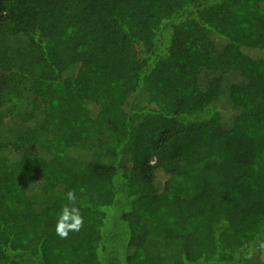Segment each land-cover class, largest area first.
Instances as JSON below:
<instances>
[{
	"label": "trees",
	"instance_id": "trees-1",
	"mask_svg": "<svg viewBox=\"0 0 264 264\" xmlns=\"http://www.w3.org/2000/svg\"><path fill=\"white\" fill-rule=\"evenodd\" d=\"M263 253L264 0H0V264Z\"/></svg>",
	"mask_w": 264,
	"mask_h": 264
},
{
	"label": "clouds",
	"instance_id": "clouds-1",
	"mask_svg": "<svg viewBox=\"0 0 264 264\" xmlns=\"http://www.w3.org/2000/svg\"><path fill=\"white\" fill-rule=\"evenodd\" d=\"M56 217L55 234L60 239H67L70 233H78L84 227V217L77 203L76 191L69 190Z\"/></svg>",
	"mask_w": 264,
	"mask_h": 264
},
{
	"label": "rangeland",
	"instance_id": "rangeland-1",
	"mask_svg": "<svg viewBox=\"0 0 264 264\" xmlns=\"http://www.w3.org/2000/svg\"><path fill=\"white\" fill-rule=\"evenodd\" d=\"M85 147L83 148H87V150H89L93 157L96 159V157L98 159H100V157L103 155L104 153V149H106L107 147V140L106 137H104L103 135L97 134L95 135L93 138L85 141ZM217 213V208H214L213 210L210 211V217L211 218H215V215ZM155 249V247H154ZM174 255V254H173ZM262 260L264 261V253L262 255Z\"/></svg>",
	"mask_w": 264,
	"mask_h": 264
}]
</instances>
